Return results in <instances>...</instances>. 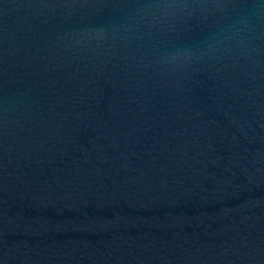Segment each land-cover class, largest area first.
<instances>
[{"label": "water", "instance_id": "water-1", "mask_svg": "<svg viewBox=\"0 0 264 264\" xmlns=\"http://www.w3.org/2000/svg\"><path fill=\"white\" fill-rule=\"evenodd\" d=\"M0 264H264V0H0Z\"/></svg>", "mask_w": 264, "mask_h": 264}]
</instances>
